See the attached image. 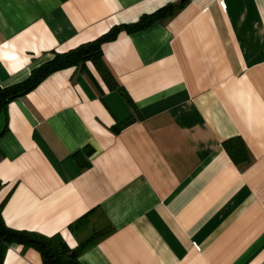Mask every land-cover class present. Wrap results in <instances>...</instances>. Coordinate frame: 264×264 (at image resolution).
<instances>
[{"label":"crops","instance_id":"1","mask_svg":"<svg viewBox=\"0 0 264 264\" xmlns=\"http://www.w3.org/2000/svg\"><path fill=\"white\" fill-rule=\"evenodd\" d=\"M169 4L101 45L134 107L87 62L0 110L1 217L93 240L79 264H264V0H0V88ZM1 264L43 261L14 242Z\"/></svg>","mask_w":264,"mask_h":264},{"label":"trees","instance_id":"2","mask_svg":"<svg viewBox=\"0 0 264 264\" xmlns=\"http://www.w3.org/2000/svg\"><path fill=\"white\" fill-rule=\"evenodd\" d=\"M174 11L175 6L169 4L149 15H143L136 23L114 27L93 41L81 44L65 53L55 54L50 61L34 69L26 80L6 88H0V110L4 109L13 98L26 94L34 89L47 74L69 66L83 67L87 62L93 65L109 90L117 91L124 96L131 107H134L124 89L118 84L104 63L101 45L104 41L114 38L121 29H126L128 32L143 29L153 21L171 16ZM133 121L134 117L131 116L112 129L115 132H119ZM223 147L235 165L249 163V152L241 138L233 137L227 139L223 142ZM91 152V149L86 150L87 154H91ZM76 155L74 154L73 156L75 157ZM14 242L21 244L23 249L32 247L37 250L42 257L43 264H79L77 260L78 256L86 247L93 243V240H88L77 248L70 249L59 236L46 238L34 233L10 229L3 222L0 207V264L6 248Z\"/></svg>","mask_w":264,"mask_h":264}]
</instances>
